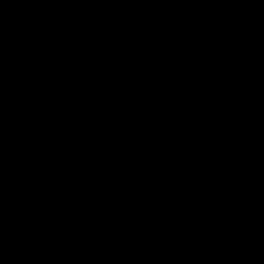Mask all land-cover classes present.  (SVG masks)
I'll list each match as a JSON object with an SVG mask.
<instances>
[{
    "label": "water",
    "instance_id": "95a60500",
    "mask_svg": "<svg viewBox=\"0 0 264 264\" xmlns=\"http://www.w3.org/2000/svg\"><path fill=\"white\" fill-rule=\"evenodd\" d=\"M0 264H264V0H0Z\"/></svg>",
    "mask_w": 264,
    "mask_h": 264
}]
</instances>
